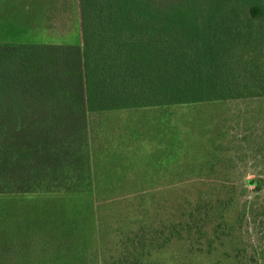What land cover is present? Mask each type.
<instances>
[{"label": "trees", "instance_id": "obj_1", "mask_svg": "<svg viewBox=\"0 0 264 264\" xmlns=\"http://www.w3.org/2000/svg\"><path fill=\"white\" fill-rule=\"evenodd\" d=\"M79 20L77 44L0 42V206L16 194L92 197L94 114L264 96V0H79ZM208 193L185 221L199 236L214 222L213 241L231 229L232 196ZM75 209L34 216V240L13 260L18 226L0 209V264H87ZM176 224L149 246L178 235ZM137 248L119 260L139 264Z\"/></svg>", "mask_w": 264, "mask_h": 264}, {"label": "rangeland", "instance_id": "obj_2", "mask_svg": "<svg viewBox=\"0 0 264 264\" xmlns=\"http://www.w3.org/2000/svg\"><path fill=\"white\" fill-rule=\"evenodd\" d=\"M80 40L79 0H0V42ZM89 139L92 197H3L0 209L18 226L12 260L30 248L34 216L84 207L86 217L77 209L74 215L85 223L78 234L89 248L87 264H125L119 258L133 257L136 247L139 264H264V96L99 112L91 116ZM207 192L232 196L224 211L231 229L213 241L214 222L199 236L185 221ZM172 223L178 235L149 246L150 234L165 235Z\"/></svg>", "mask_w": 264, "mask_h": 264}]
</instances>
